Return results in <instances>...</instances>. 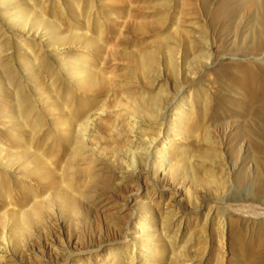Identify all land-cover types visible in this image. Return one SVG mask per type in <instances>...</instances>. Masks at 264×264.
I'll return each mask as SVG.
<instances>
[{
  "label": "rangeland",
  "instance_id": "1",
  "mask_svg": "<svg viewBox=\"0 0 264 264\" xmlns=\"http://www.w3.org/2000/svg\"><path fill=\"white\" fill-rule=\"evenodd\" d=\"M249 72L264 0H0V264H264Z\"/></svg>",
  "mask_w": 264,
  "mask_h": 264
},
{
  "label": "bare ground",
  "instance_id": "2",
  "mask_svg": "<svg viewBox=\"0 0 264 264\" xmlns=\"http://www.w3.org/2000/svg\"><path fill=\"white\" fill-rule=\"evenodd\" d=\"M237 81L239 85L242 87L243 91L245 92V94H243V97L245 99L241 100L242 105L240 107L241 109L244 110L243 117L261 116L264 119V78H261L259 76V78H257L256 81H254L253 75L249 72L243 77H237ZM218 109L219 108H217L216 111L217 113H218ZM236 197L237 195L235 194L230 196V198H236ZM209 202L211 204V201ZM219 203L220 201L216 200V198L212 200V204H219Z\"/></svg>",
  "mask_w": 264,
  "mask_h": 264
}]
</instances>
